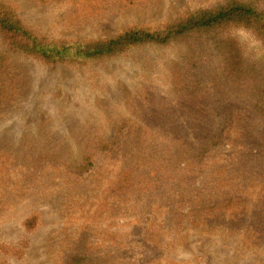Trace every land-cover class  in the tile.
<instances>
[{"label": "rangeland", "instance_id": "rangeland-1", "mask_svg": "<svg viewBox=\"0 0 264 264\" xmlns=\"http://www.w3.org/2000/svg\"><path fill=\"white\" fill-rule=\"evenodd\" d=\"M227 1L0 0V10L40 40L71 44L116 38L132 28L162 29L185 11ZM239 1L264 11V0ZM261 39L233 24L53 65L22 44L10 49L0 31L6 64L0 83L11 97L0 106V144L14 147L0 154V264H76L71 258L78 250L98 259L78 264H264V182L245 176L228 188L221 180L225 173H247L252 161L254 146L240 116L193 164L166 169L170 158L156 159L153 147L143 166L135 164L143 142L147 149L152 142L145 126L161 127L179 109H203L202 97L211 91L223 99L264 91ZM117 119L128 124L109 150L93 153L87 172L63 166ZM33 143H60L59 164L29 172L21 158ZM230 194L242 201L205 216L194 211ZM221 212L232 223L226 225Z\"/></svg>", "mask_w": 264, "mask_h": 264}, {"label": "trees", "instance_id": "trees-1", "mask_svg": "<svg viewBox=\"0 0 264 264\" xmlns=\"http://www.w3.org/2000/svg\"><path fill=\"white\" fill-rule=\"evenodd\" d=\"M233 24L254 32L264 41V11L254 2L239 0H228L213 9L185 11L174 23L162 29L132 28L116 38L71 44L48 43L40 40L27 31L17 17L4 14L3 10H0V31L9 40L10 49L16 50L15 44H22V49L27 54L39 57L46 63L53 65L62 64L66 61L97 60L98 58L114 56L134 45L142 43L164 44L174 37L194 31ZM3 57L4 54H0V77L2 71L6 73V64L2 63ZM201 86L202 84L199 83L198 88ZM8 93L6 82L0 83V106L10 102L11 97ZM218 95L212 91L204 95L200 102L203 109L198 111L188 112L187 109H179L177 114L168 113L166 124L161 127L145 126V133L151 134L152 142L148 149L147 142H143L139 148L135 164L138 167L143 166L147 157L146 151L152 147L154 149L153 157L156 159L162 158V160L167 161L170 158L167 162L171 163L172 166L166 169H179L180 164H193L194 159L202 157L210 149L221 143L222 133L228 128L227 126L235 122L236 117L240 116L237 122L244 127L243 134L246 133L249 142H252L254 146L253 150L250 151L252 161L245 164L244 169L247 170V173H225V177L221 180L226 183L228 188L238 187L245 176H248L247 180L264 182V160L261 163L253 160L264 157V99L262 98L264 91L258 93L253 91L239 92L238 95L230 94L233 96H228L225 99L217 97ZM259 95L261 97L258 99ZM231 106H235L237 109H233ZM170 123L174 125H169ZM127 124L128 122L122 119L111 121L106 136L100 134L95 140L93 137V141L85 140V144L80 147L77 157H74L73 154L71 157H67V162L65 161L66 164L63 166L69 169L71 173L83 174L87 172L92 167L90 160L93 153L109 150L114 145L117 134ZM60 146V143H46L44 145L33 143L28 148L23 149L21 159L26 164L21 161V165L28 166L29 172H31L43 164H59L62 157ZM0 150H2L0 151L2 154L14 150V147H9V144H0ZM18 163L19 161L15 165ZM238 174H240L239 177ZM229 175L232 176L227 180ZM228 198L194 211L199 216H205L210 214L211 208L221 206L220 209H223L232 203L242 201L236 194H233L230 199ZM186 215L179 216L185 217ZM219 215L222 221L226 222V225L232 223V217L229 214L225 215V212H221ZM225 216L229 219H226ZM204 219L207 222L211 221L209 218ZM78 251L80 253L71 258L73 263L98 262V259L87 258L83 252Z\"/></svg>", "mask_w": 264, "mask_h": 264}]
</instances>
